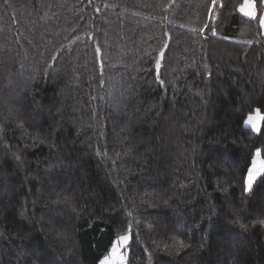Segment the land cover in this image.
Returning <instances> with one entry per match:
<instances>
[{"label": "trees", "instance_id": "1", "mask_svg": "<svg viewBox=\"0 0 264 264\" xmlns=\"http://www.w3.org/2000/svg\"><path fill=\"white\" fill-rule=\"evenodd\" d=\"M210 4L0 0V264H264V32Z\"/></svg>", "mask_w": 264, "mask_h": 264}, {"label": "snow or ice", "instance_id": "2", "mask_svg": "<svg viewBox=\"0 0 264 264\" xmlns=\"http://www.w3.org/2000/svg\"><path fill=\"white\" fill-rule=\"evenodd\" d=\"M223 7V5H218V0H211V4L208 8V14L210 20H215L214 15V9L216 7ZM256 5L250 2V0H245V3L240 6V11L250 18L259 19L261 28H264V15H260L257 17V13L255 11ZM206 28H209L208 24H205L203 28L199 29L201 33L205 31ZM212 32V35H216L215 29H210ZM248 43H251L250 41ZM167 47V45H165ZM99 52V49H97ZM161 55H163V51L161 52ZM57 57L54 55L52 57V60L55 61ZM156 67L159 69L160 67V59L156 60ZM162 83V81H161ZM264 120V115L261 114V111L259 108L255 109L252 114H250L243 122L246 126H251V129L253 132H260V121ZM260 156V149H256V153L253 156L252 159V166L248 168L247 174L243 178V192L245 194H248L253 189L254 181L256 180L257 176L261 175V172H264V167L257 168V162L259 160ZM19 159V157H17ZM262 225H264V221H260ZM241 227H244L241 225ZM128 242V236L127 235H120L117 237L115 242H112L111 244V252L109 255L105 256L102 260H100V264H125V257L126 253H120V248L126 245ZM183 247V245H181Z\"/></svg>", "mask_w": 264, "mask_h": 264}, {"label": "rangeland", "instance_id": "3", "mask_svg": "<svg viewBox=\"0 0 264 264\" xmlns=\"http://www.w3.org/2000/svg\"><path fill=\"white\" fill-rule=\"evenodd\" d=\"M250 2L251 3H253L254 4V0H250ZM245 3V0H243V4ZM242 4V5H243ZM255 5V4H254ZM240 9V8H239ZM240 11V10H239ZM256 11V10H255ZM241 12V11H240ZM242 13V12H241ZM243 14V13H242ZM244 15V14H243ZM262 30H263V32H264V29L262 28ZM252 166V165H251ZM250 166V167H251ZM261 167H264V159L263 158H261V156H259V160H258V162H257V168H261ZM126 245H124L123 247H121L120 248V253H124L123 252V250H125L126 251V247H125ZM111 252V251H110ZM110 254V253H109Z\"/></svg>", "mask_w": 264, "mask_h": 264}, {"label": "crops", "instance_id": "4", "mask_svg": "<svg viewBox=\"0 0 264 264\" xmlns=\"http://www.w3.org/2000/svg\"><path fill=\"white\" fill-rule=\"evenodd\" d=\"M263 15H264V13H263ZM248 17V16H247ZM264 29V28H263Z\"/></svg>", "mask_w": 264, "mask_h": 264}]
</instances>
